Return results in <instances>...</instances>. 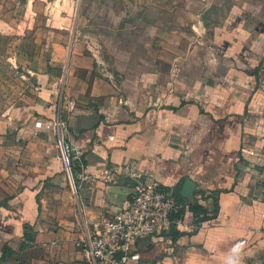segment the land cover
<instances>
[{
    "label": "crops",
    "instance_id": "obj_1",
    "mask_svg": "<svg viewBox=\"0 0 264 264\" xmlns=\"http://www.w3.org/2000/svg\"><path fill=\"white\" fill-rule=\"evenodd\" d=\"M0 30L35 78L0 118V264H97L76 241L147 176L203 212L138 240L134 264H264V0H0Z\"/></svg>",
    "mask_w": 264,
    "mask_h": 264
},
{
    "label": "built area",
    "instance_id": "obj_2",
    "mask_svg": "<svg viewBox=\"0 0 264 264\" xmlns=\"http://www.w3.org/2000/svg\"><path fill=\"white\" fill-rule=\"evenodd\" d=\"M54 135L58 158L70 182H75V167L82 151L68 139V123L61 106L47 124ZM264 190V165L258 173ZM182 206L171 191L163 190L151 177L138 180L130 200L78 238L76 245L83 247L97 264H134L133 251L138 240L167 231L181 221Z\"/></svg>",
    "mask_w": 264,
    "mask_h": 264
},
{
    "label": "rangeland",
    "instance_id": "obj_3",
    "mask_svg": "<svg viewBox=\"0 0 264 264\" xmlns=\"http://www.w3.org/2000/svg\"><path fill=\"white\" fill-rule=\"evenodd\" d=\"M17 43V32L0 30V118L22 105L34 90L35 78L13 59Z\"/></svg>",
    "mask_w": 264,
    "mask_h": 264
},
{
    "label": "trees",
    "instance_id": "obj_4",
    "mask_svg": "<svg viewBox=\"0 0 264 264\" xmlns=\"http://www.w3.org/2000/svg\"><path fill=\"white\" fill-rule=\"evenodd\" d=\"M173 196H174V194H173ZM175 199H176V197H175ZM179 200H181V202L183 200V202L187 201L189 203H188V207H186L187 209L182 207L181 210L178 212L179 213L178 215H184L185 210H188V211H191L194 218L197 219L198 216L203 212V208L196 201H192L191 199H188V200L182 199V198ZM179 200H177V202H179L181 204V202ZM159 234L162 236L172 235L173 237H176L180 233L175 229L174 224H172L167 231H162V232L158 233V235ZM11 253H12L11 247L8 246L7 244H5L3 246V249H2V255L0 257V263L5 261Z\"/></svg>",
    "mask_w": 264,
    "mask_h": 264
},
{
    "label": "water",
    "instance_id": "obj_5",
    "mask_svg": "<svg viewBox=\"0 0 264 264\" xmlns=\"http://www.w3.org/2000/svg\"><path fill=\"white\" fill-rule=\"evenodd\" d=\"M196 188V183L194 181H192L191 179L187 178L184 181L182 190H181V194L185 197V198H190L191 195L193 194L194 190Z\"/></svg>",
    "mask_w": 264,
    "mask_h": 264
}]
</instances>
